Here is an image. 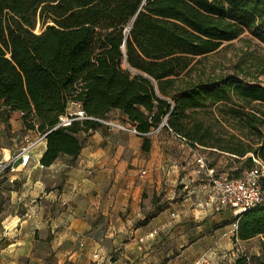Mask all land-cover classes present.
<instances>
[{"label":"trees","instance_id":"trees-1","mask_svg":"<svg viewBox=\"0 0 264 264\" xmlns=\"http://www.w3.org/2000/svg\"><path fill=\"white\" fill-rule=\"evenodd\" d=\"M245 34L264 45V0H0V115L19 112L26 129L45 135L43 167L75 159L81 133L117 111L139 134L164 121L160 129L242 157L237 179L253 159L264 164V82L192 73ZM74 102L90 119L55 128ZM211 107L242 136L223 140L203 128L194 115ZM260 187L264 194V178ZM237 237H258L264 252V204L238 216ZM257 259L239 255L235 264H263Z\"/></svg>","mask_w":264,"mask_h":264},{"label":"crops","instance_id":"crops-1","mask_svg":"<svg viewBox=\"0 0 264 264\" xmlns=\"http://www.w3.org/2000/svg\"><path fill=\"white\" fill-rule=\"evenodd\" d=\"M5 131L39 137L19 112L0 115V162L15 167L0 174V264H235L239 248L264 264L259 238L237 237L240 214L214 202L195 162L205 153L208 169L230 179L242 157L166 128L142 136L102 125L81 133L75 159L41 166L42 139L21 167L24 146H4Z\"/></svg>","mask_w":264,"mask_h":264},{"label":"rangeland","instance_id":"rangeland-1","mask_svg":"<svg viewBox=\"0 0 264 264\" xmlns=\"http://www.w3.org/2000/svg\"><path fill=\"white\" fill-rule=\"evenodd\" d=\"M122 66H126L124 61H122ZM201 71L205 73V76L214 73L218 77H233L247 86H254L256 82L261 84L264 82V45L245 34L237 40L223 44L214 53L201 58L192 75L195 76L196 72ZM254 76L257 81H254ZM156 91L159 94L157 88ZM230 107L243 112L250 110L249 108L242 110L241 105L237 102L230 103ZM111 116L110 121L121 123L122 120L115 118L114 114ZM194 116L213 136H220L223 140H227L230 136H242V133L236 128L235 122L216 108L211 107L198 111ZM3 134L4 146L11 147L14 143L13 149L25 147L27 142H30H22L23 136L26 134L23 131L14 134L5 131ZM237 166L240 164L237 163Z\"/></svg>","mask_w":264,"mask_h":264},{"label":"built area","instance_id":"built-area-1","mask_svg":"<svg viewBox=\"0 0 264 264\" xmlns=\"http://www.w3.org/2000/svg\"><path fill=\"white\" fill-rule=\"evenodd\" d=\"M129 26L124 28V33L128 32ZM74 108L68 109L66 114L58 117V123L56 127H67L75 120H87L84 112L80 109L78 103H71ZM20 115H22L20 113ZM103 124L116 128L119 131H126L134 135L139 134L135 128L127 123H114L108 120H99ZM165 122L159 124V126L151 132L158 131ZM45 135H40L35 142L28 143L22 148L16 155L15 159H19V165L21 167L27 166L30 161L29 149L38 141L44 139ZM255 162L254 168L244 173V175L237 179H229L226 177L218 176L207 167V155L205 153L196 154L195 162L198 165V172L204 173L207 177L209 185L212 187L214 195L213 200L219 207H228L235 209L239 214H244L262 204H264V194L260 187V179L264 178V164L260 161L253 159ZM11 160L0 162V174L8 171L14 172L15 167ZM238 253L245 255V253L239 248ZM202 264H208L203 262Z\"/></svg>","mask_w":264,"mask_h":264}]
</instances>
